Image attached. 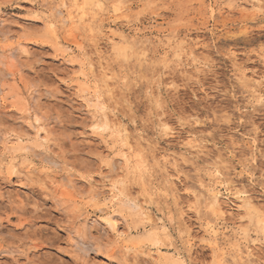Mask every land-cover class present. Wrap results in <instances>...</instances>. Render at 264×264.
<instances>
[{"label":"rangeland","instance_id":"rangeland-1","mask_svg":"<svg viewBox=\"0 0 264 264\" xmlns=\"http://www.w3.org/2000/svg\"><path fill=\"white\" fill-rule=\"evenodd\" d=\"M261 1L0 0V264H264Z\"/></svg>","mask_w":264,"mask_h":264},{"label":"bare ground","instance_id":"bare-ground-1","mask_svg":"<svg viewBox=\"0 0 264 264\" xmlns=\"http://www.w3.org/2000/svg\"><path fill=\"white\" fill-rule=\"evenodd\" d=\"M253 2H254V4L257 6V7H260V6H262L261 5V0H253ZM68 3V2H67ZM67 6V4H66V0H62V4H61V6L59 7V8H57L56 10H55V15L54 16H57V17H61L63 14H64V8ZM54 9V8H53ZM81 11V10H80ZM1 19V18H0ZM70 20H73V17H70ZM1 21L3 22V20H0V24H3V23H1ZM66 23V22H65ZM6 28V27H5ZM7 33H8V31H4V27H1L0 28V35H2V36H4V38H5V36L7 35ZM122 40H124L125 42H126V44L127 45H129V41L125 38V37H122ZM18 45H16V46H18V53L20 52V54L23 56V57H27L28 56V50H27V47H25L24 45H22L20 42L19 43H17ZM0 64L1 65H3V66H5V63L4 62H0ZM88 65H89V67H90V69H91V71L93 72V71H95V69H94V66H93V63H91V62H89L88 63ZM4 72V71H3ZM106 73V72H105ZM5 73H3V75H4ZM5 75H7V76H10V75H12V72H8V73H6ZM97 76V75H96ZM244 79V78H243ZM256 81V80H255ZM257 83H255L256 85V87H254V92L252 91V93H257V87L258 86H261L263 83L262 82H258V80L256 81ZM251 83V82H250ZM107 83H105V85H106ZM0 92H1V89H0ZM255 95V94H254ZM260 96V95H259ZM257 97H258V94H257ZM99 100H100V98H98ZM101 116L97 119V121H96V123H94L95 125H94V127H96L97 129H104V128H106V129H110V128H112L113 126H115L116 125V120H112L111 119V117H110V115H108V113H107V111H108V109H109V107L108 106H106L104 103H102L101 102ZM27 115H29V116H32V118H33V120H34V125H33V128H34V130L36 131L35 132V134H36V136L39 138V136H41L40 134H44V133H46V134H48V132H47V130L42 126V121H41V118H40V115H38V114H36L35 112H33L31 109H29V110H27ZM118 124V123H117ZM125 130V129H124ZM126 131V130H125ZM42 139L43 140H47L48 138H46L45 136L44 137H42ZM17 140L18 141H20V142H22V138L21 137H17ZM16 141V140H15ZM132 142V141H131ZM130 141H129V139H128V137H125V139L123 140V146L124 147H126L127 149H131V143ZM134 144V143H133ZM27 150L29 149L28 147L26 148ZM48 149V148H47ZM26 151V150H25ZM30 152H33L32 150H30ZM35 152V151H34ZM45 153H46V150H45ZM35 154H36V152H35ZM40 155V154H39ZM50 156V155H49ZM48 155H46V157L44 158V159H46L47 160V162L49 161V163H52V164H55V162L49 157ZM124 159H125V161L126 162H129V159L126 157V156H124ZM116 164V163H115ZM111 168V167H110ZM108 170H111V169H108ZM68 179H69V177H68ZM220 179H221V177H220ZM224 180V179H223ZM68 183V182H67ZM69 183H71L70 181H69ZM232 183V182H231ZM72 184V183H71ZM68 185V184H67ZM66 185V186H67ZM116 185L117 184H113V185H111L112 186V188H111V193H112V195H113V198L114 199H118V197L120 196H118L117 195V193H116V191H119V189H117V187H116ZM70 186V185H69ZM121 190V189H120ZM122 192V191H121ZM247 198V197H246ZM246 198H245V200H246ZM241 199H244V198H241ZM249 201V200H248ZM199 202V201H198ZM248 203V205L245 207L246 209H248V210H251V208H252V204L250 203V202H247ZM244 205H245V203H244ZM211 206H212V211L216 214V215H218V214H222L224 211H223V209H222V207H221V204L219 203V199H218V195H214V197H213V199H212V203H211ZM135 208H136V211H137V214H139V215H142V216H145V217H147L148 219H151V215L148 213V212H146L141 206H139V205H137V204H135ZM247 210V211H248ZM100 211H102V212H104V210H100ZM249 212V211H248ZM223 215V214H222ZM261 219V218H260ZM102 222L104 223V224H112L113 225V222H112V220H106V219H102ZM259 222V223H258ZM262 220H259V221H257V223L258 224H262ZM261 227V226H260ZM212 231V233H213V237H214V240H215V242L217 243V240H218V234L214 231V230H211ZM76 243V242H75ZM77 244H80V245H82L83 243H77ZM76 244V245H77ZM94 245V244H93ZM77 246H79V245H77ZM216 246V245H215ZM218 246V245H217ZM81 248H83V247H81ZM220 248V247H219ZM219 248H218V250H219ZM249 253V252H248ZM88 254V253H87ZM251 254V253H250ZM252 255V254H251ZM116 260V259H115Z\"/></svg>","mask_w":264,"mask_h":264}]
</instances>
